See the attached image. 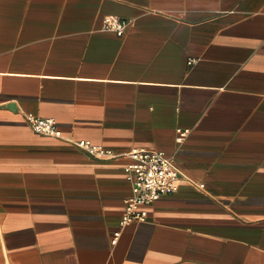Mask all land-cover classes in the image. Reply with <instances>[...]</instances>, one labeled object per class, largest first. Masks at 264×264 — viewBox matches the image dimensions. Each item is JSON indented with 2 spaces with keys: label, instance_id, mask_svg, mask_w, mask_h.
I'll list each match as a JSON object with an SVG mask.
<instances>
[{
  "label": "crops",
  "instance_id": "crops-1",
  "mask_svg": "<svg viewBox=\"0 0 264 264\" xmlns=\"http://www.w3.org/2000/svg\"><path fill=\"white\" fill-rule=\"evenodd\" d=\"M134 149L181 173L123 225ZM0 264H264V0H0Z\"/></svg>",
  "mask_w": 264,
  "mask_h": 264
},
{
  "label": "built area",
  "instance_id": "built-area-1",
  "mask_svg": "<svg viewBox=\"0 0 264 264\" xmlns=\"http://www.w3.org/2000/svg\"><path fill=\"white\" fill-rule=\"evenodd\" d=\"M129 22L118 17H106L103 28L113 31L119 36L126 32ZM193 61H189L191 65ZM27 121L31 128L38 134L63 138L54 119H42L34 115H28ZM189 131L178 130L177 141L180 143L187 137ZM74 144L88 153L101 157L113 155L100 146L93 145L90 141H79ZM130 164L126 166L127 179L131 185L132 194L126 200V208L123 214L122 224L145 221L147 211L145 206L151 205L164 195L177 190L176 182L180 176V170L173 159L163 151L152 149H134L127 154Z\"/></svg>",
  "mask_w": 264,
  "mask_h": 264
}]
</instances>
